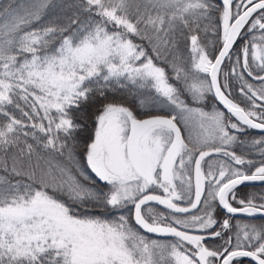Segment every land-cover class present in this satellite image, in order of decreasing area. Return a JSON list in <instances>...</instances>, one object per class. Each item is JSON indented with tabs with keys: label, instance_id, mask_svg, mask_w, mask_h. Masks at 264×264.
Here are the masks:
<instances>
[{
	"label": "snow or ice",
	"instance_id": "6c2138e0",
	"mask_svg": "<svg viewBox=\"0 0 264 264\" xmlns=\"http://www.w3.org/2000/svg\"><path fill=\"white\" fill-rule=\"evenodd\" d=\"M0 264H264V0H0Z\"/></svg>",
	"mask_w": 264,
	"mask_h": 264
}]
</instances>
